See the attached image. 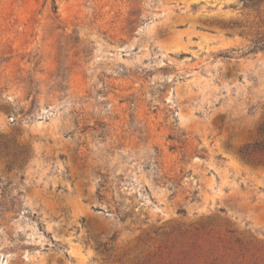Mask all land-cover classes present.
Masks as SVG:
<instances>
[{
  "label": "rangeland",
  "instance_id": "rangeland-1",
  "mask_svg": "<svg viewBox=\"0 0 264 264\" xmlns=\"http://www.w3.org/2000/svg\"><path fill=\"white\" fill-rule=\"evenodd\" d=\"M264 1L0 0V264H264Z\"/></svg>",
  "mask_w": 264,
  "mask_h": 264
},
{
  "label": "trees",
  "instance_id": "trees-1",
  "mask_svg": "<svg viewBox=\"0 0 264 264\" xmlns=\"http://www.w3.org/2000/svg\"><path fill=\"white\" fill-rule=\"evenodd\" d=\"M264 0H244L246 6L258 7ZM256 49L264 50V37L254 41L252 51ZM260 139L256 140L253 144L247 145L241 150L243 157L249 159L255 154H264V124L259 128Z\"/></svg>",
  "mask_w": 264,
  "mask_h": 264
}]
</instances>
